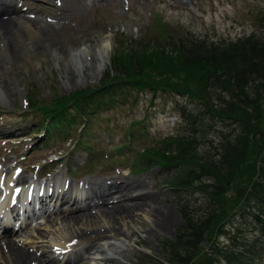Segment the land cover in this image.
I'll return each instance as SVG.
<instances>
[{
  "label": "rangeland",
  "instance_id": "rangeland-1",
  "mask_svg": "<svg viewBox=\"0 0 264 264\" xmlns=\"http://www.w3.org/2000/svg\"><path fill=\"white\" fill-rule=\"evenodd\" d=\"M48 1L55 6L51 8L47 4L48 8H44L45 5L42 7L41 3L35 1L23 2L25 8L28 7L26 12L35 15L28 17L33 21L34 35L24 31L23 22H13L18 24L17 30L10 34L6 47L3 46L4 39L0 37V173L16 167L20 169L18 178L21 180L31 176L29 173L34 177L41 175L49 178L56 168L65 173L66 163L73 167L68 178L71 177L74 184L106 181L114 185L115 182L124 183L129 179L135 188L125 191L150 194L155 203L153 210L160 212L167 221L162 229L154 231L153 224L146 217L132 216L134 221L128 224L136 238L122 245L123 264H171V256L166 258L169 255L166 244L182 237L188 221L200 222L201 231H208L205 234L210 238L200 243V246L203 245L201 252L230 244V239L238 236V230L244 235L251 232L250 221L246 220L248 216L238 214V205L233 207V184L228 186L229 189L223 184L219 196L222 198L225 195L228 209L224 220L227 224H223L218 221L219 197L214 199L212 195V199L207 200L197 191L169 186L168 182L176 174L178 163L160 165L147 173L143 170L131 171V168H139L134 159L141 151L147 147L156 149L162 146L160 141L170 139L169 135L177 137L182 133L183 123L174 105L175 102L185 103L186 98L171 91L153 92L147 85L132 88L124 85L139 84L136 80H148V76L157 77L153 68L142 64L139 57L152 59L158 49L156 45L161 41L166 45H178L179 39L184 36L195 42L216 45L218 49L244 40L260 47L264 44V0ZM43 8L45 10H41ZM107 36L111 37L112 42L110 57L98 79H92L89 65L84 59L79 70L67 61L70 53L82 50L88 44L98 45ZM170 46L166 49L168 54H171ZM84 57L87 59V56ZM134 59L137 66H131L130 71L128 66L135 63ZM139 73L140 76L136 77ZM132 74L135 79L130 80ZM196 79V75L190 78L185 74L181 83L193 90V95L200 97L202 89L195 83ZM108 86L111 88L106 89ZM90 89L97 93L92 102H87ZM65 96L70 98L59 111L62 113L67 108L65 116L71 119V125L65 127L64 120V126L59 125L54 130L59 112L52 110L50 103ZM219 98L229 99L224 94H219ZM30 99L38 105L39 102L45 104L47 109L31 111ZM212 99L215 101L214 96ZM218 121H211L206 142L199 148V155L208 161L205 163L215 165V169L211 170L212 178L209 175L206 181L214 185L219 181L223 135L230 134L228 124ZM45 128L52 131L45 133ZM129 129L132 138L128 136ZM41 143L43 148L39 149ZM123 143L128 146L116 153ZM58 157L60 160H54ZM90 161L92 167L87 168ZM248 163L246 160L240 166L244 169L249 166ZM259 165L257 163V167ZM260 175L251 177L245 174L243 181L235 180L234 185H242L250 191L258 177L264 181V174ZM123 185L118 186L124 189ZM118 191H114L112 197H118ZM255 204L258 205L256 210L264 216V201L253 202V206ZM184 212L190 215L188 219L184 220ZM214 214L215 223L209 217L204 219ZM44 219L40 226L33 223V226L25 227L13 236H1L0 243L4 238H11L17 247L46 260H52L59 250V247L51 245L49 238L69 240L72 246L77 245L80 249L105 245V241L98 240V237L91 236L86 240L83 236L75 240L78 229H88L84 224L70 229L64 224L60 225L59 221L46 225ZM99 224L105 227L100 222L91 224V229L98 228ZM240 236L242 242L241 233ZM91 251L84 250L81 256L86 258L92 254ZM2 262L0 259V264ZM257 264H264V256Z\"/></svg>",
  "mask_w": 264,
  "mask_h": 264
},
{
  "label": "trees",
  "instance_id": "trees-1",
  "mask_svg": "<svg viewBox=\"0 0 264 264\" xmlns=\"http://www.w3.org/2000/svg\"><path fill=\"white\" fill-rule=\"evenodd\" d=\"M161 34L163 35V30ZM169 46L171 54L166 51ZM215 46L195 42L192 38L187 39L184 36L179 39L178 45L172 43L166 45L161 41V44L156 45L158 49L155 50L152 59L139 57L142 64L153 68L157 77L148 76V80H136L139 84L124 85L130 88L147 85L153 92L171 91L186 98L185 103H177L175 106L182 119V133L165 140L162 146L156 149L147 150L143 160L139 162L140 168L148 169L167 163H178L176 174L168 182L169 186L191 192L197 191L207 200L212 199V195L217 199L223 184L226 187L233 184V207L238 205V214L248 216L246 220L250 221L252 233H245L248 237L238 230V236L230 239L231 245L229 243L219 245V248L216 246L209 252H201L203 245L200 246V243L209 240L210 236L205 234L208 231L205 229L204 232L201 231L203 229L200 222L188 221L182 237L180 236L176 242L166 244L169 248V255L166 258L171 256V264H257L264 256V216L260 214L262 212L256 210L257 204L253 206V202L264 201V181L258 177L259 182L254 181L250 191L242 185H234L235 180L243 181L245 174L251 177L264 174V44L257 47L249 40H244L231 43L223 49ZM133 65L137 66L136 62L129 64L130 71ZM185 74L190 78L196 75L195 83L202 89L200 97L193 95L194 91L181 83V78L183 79ZM136 75L139 77L140 73ZM129 79H135L134 74ZM110 88L108 86L106 89ZM88 91L87 102H92L97 91L92 89ZM219 94L227 95L229 99H221ZM213 96L215 101L212 99ZM69 98L70 96L56 98L50 103L52 110L55 112L58 110L56 113L60 114L59 110ZM39 104L29 100V108L32 111L47 109L45 104L40 102ZM66 112L67 108L62 110V115L60 114L62 118L60 115L57 116V123H63L64 119H68L65 118ZM215 120L230 127V134L223 135L224 144L221 147L219 169L216 168L219 172V181L216 185L206 182L210 176L212 178L211 170L215 169V165L206 164L208 161L199 155V148L206 142L210 123ZM246 160L249 161V166L242 169L240 165ZM257 163H260L259 167ZM220 197L218 221L227 224L224 222L228 211L225 205L226 198L225 195ZM183 214L184 220L190 216L186 212ZM207 217L215 223V214L205 216L204 219ZM240 233L243 236L242 242Z\"/></svg>",
  "mask_w": 264,
  "mask_h": 264
},
{
  "label": "bare ground",
  "instance_id": "bare-ground-1",
  "mask_svg": "<svg viewBox=\"0 0 264 264\" xmlns=\"http://www.w3.org/2000/svg\"><path fill=\"white\" fill-rule=\"evenodd\" d=\"M11 4L13 3H11L10 0H2V2L0 3V7H1L0 12L2 13L0 14L12 15V13L8 11H4V9H10ZM15 5L19 6V4L17 3ZM13 8L14 10H10V11L16 10V7ZM4 18H1L0 16V37L4 39L3 46L9 43L10 41L9 39L11 38L10 34L16 33L18 24H14L13 22L16 23L19 22V24L20 22H23L25 24L24 27L22 23V26L25 29L24 31L28 35H34L35 28L32 27L33 21L31 22L26 17L14 16L12 18L10 17H7L6 19ZM17 33H19V31H17ZM111 43H112L111 37L107 36L100 44H98L95 47L86 46L84 49L78 52L70 53L69 57L67 58V61L70 62V65L73 68L79 70L82 68V59H84L85 63L89 65V72L90 75L92 76V79L98 78L107 65V55L111 48ZM84 56H87V59ZM16 180L17 178L15 177V174L12 173H7L5 178H2L0 175V217L1 215H3L2 210H6L5 212L6 218L4 220L3 226H1L0 228L1 229L0 236L2 235L3 237H6L7 235L13 236L14 232L16 233V231L14 230V225H21V227H19L18 230H21L23 226L24 227L30 226L26 224L23 225V221H25L24 215L27 213L28 209L30 210V207L27 202L24 203L22 202V200H25V198L23 197L28 192L29 188L27 189L28 187L27 186L26 187L27 190L26 189L24 190L22 189L20 191L17 190L14 187ZM58 180L59 178L56 177L53 188L56 189L57 187H59L61 188V190H63L64 185H62V183H59ZM83 184L84 185H82L80 188L78 185H76L74 193L72 192L69 194V190L67 189L66 192L58 193V195L56 196L57 202L54 203V207L57 205L59 206V203L69 198L67 203L73 202L72 205H74V209L71 208L68 209L67 211L60 210L58 213L57 211L55 213L51 211L46 216L45 223L46 225H49L53 223L56 224L59 221L60 225L64 224L70 229H75L74 227H77L79 224L81 225L84 224V226H88L87 227L88 229L86 230V227L84 229H78L77 232H75L76 234L75 240L80 239L83 236L87 240L89 237L92 236L93 238L98 237L99 238L98 240H104L105 245L102 246L98 245L96 247L92 246L90 248H83L82 250L77 248L78 247L77 245L76 247L73 246L72 247L73 249L71 248V250H69L68 253H66L67 255L62 254L61 257H59L62 261L65 259V262L63 264H123L122 263L123 249H121L122 245L124 244L125 241L130 240L131 238H136V234H134L131 231V228H129L130 226L128 224L134 221L133 218L135 216L141 215V217H146L149 223L151 225L153 224L152 228H154V231L162 229L167 221L166 218L162 214H160V212H157L155 209L153 210V207L155 205V203H153L154 198L152 199L151 195L147 194L146 192L135 193V191L132 192L128 190L127 191L119 190L120 196L117 199L107 200L106 198L108 197L107 193L111 191H115L119 186L101 185L96 187L97 191H93L91 190V188L93 189V186H86L87 184L86 182H84ZM126 187L133 188L134 186L132 185V183H127ZM69 188H71V186H69ZM81 189H84L85 191L84 190L81 191ZM46 193L48 194V192ZM73 194H75L76 196ZM44 196L46 195L44 194ZM15 198L18 201H20L18 203L20 205H23L25 208L21 207L19 211L13 210V208L11 209L12 211L8 210L10 208L9 206H11L10 201ZM35 198H36L35 203L36 202L38 203L39 200L43 201L41 200L40 197H35ZM92 198H96V200L91 202ZM45 200L46 199H44V201ZM13 207H15V205H13ZM43 207L44 209L46 208V206ZM140 209L142 210L138 213ZM52 215L54 218L52 217ZM57 216L59 217L57 218ZM132 216L133 218H131ZM100 222H103L105 227L103 226L100 227L99 224V226L96 225L98 228L95 227L94 228L95 230L91 229V224L100 223ZM0 224L2 225L1 222ZM88 233L89 234L92 233V235H87ZM49 241L51 245L59 246L61 250H64L65 248L71 246L70 244H66L68 243L69 240L68 241H65L64 239L53 240L49 238ZM84 250H88V251L93 250V252L91 251L92 254H90L86 258H83L81 254ZM59 258L57 257L56 261L53 258L52 260H46L41 256L39 257L37 255L28 252L24 248L17 247L16 243L13 240H11V238L10 239L4 238L0 243V259L3 261L2 264H54V262L61 261L58 260ZM75 259L76 261H74Z\"/></svg>",
  "mask_w": 264,
  "mask_h": 264
}]
</instances>
